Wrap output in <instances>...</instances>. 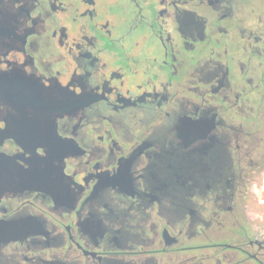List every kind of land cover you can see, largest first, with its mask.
I'll return each mask as SVG.
<instances>
[{"label":"flooded vegetation","instance_id":"obj_1","mask_svg":"<svg viewBox=\"0 0 264 264\" xmlns=\"http://www.w3.org/2000/svg\"><path fill=\"white\" fill-rule=\"evenodd\" d=\"M0 154V264H264V0H0Z\"/></svg>","mask_w":264,"mask_h":264},{"label":"water","instance_id":"obj_2","mask_svg":"<svg viewBox=\"0 0 264 264\" xmlns=\"http://www.w3.org/2000/svg\"><path fill=\"white\" fill-rule=\"evenodd\" d=\"M11 160L12 158L0 154V198L9 192L43 189L45 176L42 174V170L36 171L33 167L24 168ZM31 224L33 223L26 218L0 219V246L13 241H21L32 235L34 230H32ZM36 224L39 226L37 222Z\"/></svg>","mask_w":264,"mask_h":264},{"label":"rangeland","instance_id":"obj_3","mask_svg":"<svg viewBox=\"0 0 264 264\" xmlns=\"http://www.w3.org/2000/svg\"><path fill=\"white\" fill-rule=\"evenodd\" d=\"M246 197L247 216L257 223L264 233V166L260 172L249 177Z\"/></svg>","mask_w":264,"mask_h":264}]
</instances>
